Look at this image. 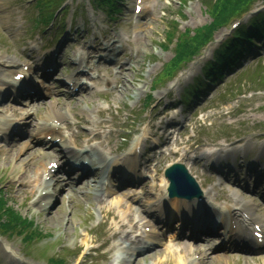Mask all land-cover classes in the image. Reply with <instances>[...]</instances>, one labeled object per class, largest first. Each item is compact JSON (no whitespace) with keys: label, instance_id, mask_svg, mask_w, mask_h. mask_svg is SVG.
I'll list each match as a JSON object with an SVG mask.
<instances>
[{"label":"rangeland","instance_id":"1","mask_svg":"<svg viewBox=\"0 0 264 264\" xmlns=\"http://www.w3.org/2000/svg\"><path fill=\"white\" fill-rule=\"evenodd\" d=\"M36 1L0 0V79L3 81L7 78L6 68H3L7 61H35L31 43L37 41L46 48L53 39L65 36L64 31L59 32L61 20L65 27L72 30L77 25V31L80 30L78 34L71 32L64 38L65 42L59 50L60 59L68 62L71 58L95 56L96 51L91 47L95 46L96 50L101 47L108 33L121 39L119 45L123 49L116 56V63L112 67L104 63L102 65V61L99 65L97 60L93 71H90V65L82 67L93 76L110 79V88L106 87L107 80L102 83L96 81L97 89L103 94L98 93L75 104H64L68 101L61 102L59 98L58 102L53 100L49 108L46 107L47 98H32L26 106L32 107L35 114L28 121L38 123L37 120L34 122L33 117L49 120L53 116L51 112L67 114L70 146L74 145L75 148L76 140L86 145L88 152L96 150L105 157V161L99 162L96 157H90L91 160L102 163L110 170L130 160V150L141 139L144 152L151 155L139 157L137 161L143 168L140 181L133 187L116 188L110 185L104 191L102 201L95 197L100 185L92 182L78 185L75 179L74 183L69 184L70 176L64 173L60 180L63 179L62 183L67 182L69 185L63 188L64 193L56 196L46 208L48 211H45L40 209L37 202L39 194L33 198L28 196L23 191L27 187L19 179L35 181L38 175L42 176L44 166L53 156H58L62 162L63 156L59 151L61 145L50 146L45 139H37L35 128L28 131L31 137L24 134L9 143L0 140V198L3 196L9 203L8 207L17 214L33 220L38 225L37 229L45 235L28 247L23 245L19 237L0 236V264H47L48 259L56 255L68 257L72 264H178L177 255L185 257L187 264H264V250L254 255L226 254L219 248L220 245L215 247L220 241L216 240V236L211 240L214 241L213 245L204 243L187 247L183 237L174 236L175 230L159 223L157 216L151 213V208L161 207L165 198L168 185L164 177L165 170L177 162L185 164L210 193L209 201L220 202L218 206L210 205L216 208L214 211L218 212L217 209L223 203L234 205L236 200L241 199L254 203L256 214L264 217V203L243 189L246 182L236 180L233 186L225 179V174L221 175L209 162L210 159L216 160L218 164L221 160L223 163L234 160L238 153L227 155L225 151L238 145L243 149L237 156L239 165L247 163L243 158L246 155L249 163H256L260 157L264 159V83L259 82L261 78L264 79V45L260 54L250 56V61L247 63L248 60H245L247 64L235 69L233 75H227L210 87V91L207 88L205 93L209 92L205 96L194 98L192 107L174 110L184 90L193 84L205 64L213 59L214 52L236 30H232L233 24L218 29L210 45L204 47L186 66L180 67L181 64L155 90L151 88L165 79L164 71L176 56L180 36L183 35L185 39L187 36L184 34L189 32V36L193 37L197 29L213 22L210 10L218 0H143L142 4L141 0H123L120 4L122 13L116 14L113 19L94 6L93 0H67L64 8L66 13L61 15L59 12L54 18L55 24H48L44 34L39 36L32 25L43 4ZM137 4L143 11L146 5V13L140 19L135 13ZM56 7L57 4L51 3L47 10L51 12ZM263 8L264 3L257 2L249 9L261 12ZM250 16H243L242 24H246ZM49 34L53 37L50 38ZM42 36H48V39H42ZM132 56H135L134 59ZM2 57L9 59L4 60ZM105 65L107 67H103ZM124 65L127 68L121 69V66L126 67ZM61 67L63 65L58 69ZM69 72L63 68L58 70L53 76L55 82L63 80ZM118 72L121 74L116 75ZM34 74L38 76L37 71ZM37 76H34V81ZM115 78L117 86L112 83ZM41 80L38 77L36 83L44 86V91L57 93V83L50 81L40 84ZM88 82L90 85L93 83L89 79ZM8 90L4 88L0 92V111L12 105L25 111V104L13 103L7 94ZM149 95L150 103L147 101ZM19 109L17 113L21 115ZM83 121L85 123H81ZM101 123L106 124L101 126ZM173 126L176 130H172ZM160 129H166L168 142L162 156L158 154L155 157L153 151L163 132H159ZM17 165H21L23 170L15 172L14 167ZM238 170L237 176L232 179L240 174H243V178L252 179L254 170L251 173L244 171L243 167ZM25 171L28 175L20 176ZM55 176L59 181V175ZM240 184L243 187L239 188ZM75 186L83 190L75 194ZM129 187L136 189L138 194L126 196ZM116 202H121L124 209L127 204L133 206L134 213L139 210L141 215L147 209L150 211L142 216L152 226L149 228L154 230L150 250L142 254L138 252L143 244L144 228L139 229L136 225L139 218L129 224L119 215L122 209L113 206ZM201 251L204 255L199 260ZM119 252L120 261L117 263L113 260L118 258Z\"/></svg>","mask_w":264,"mask_h":264},{"label":"trees","instance_id":"2","mask_svg":"<svg viewBox=\"0 0 264 264\" xmlns=\"http://www.w3.org/2000/svg\"><path fill=\"white\" fill-rule=\"evenodd\" d=\"M206 2V0H203ZM260 0H218L210 10L213 16V22L205 27L197 29L193 37L189 36V32L185 33L184 39L180 36L176 56L172 59L166 72L176 70L181 64L190 61L199 50L210 42L214 33L227 24L233 17L247 12L252 5ZM117 0H98V4H106L112 10H117ZM264 38V12L254 17L246 26H242L234 35L215 53L214 60L207 65L204 75L201 77L202 81L216 82L217 79L223 77L227 71L234 69L236 63L241 60L244 54L250 52L251 49L257 45L259 40ZM264 79L261 78L260 83ZM200 85L192 95H198ZM198 90V92H197ZM188 94L185 101L188 102ZM187 99V100H186ZM8 202L1 197L0 199V229L11 235H19L25 243H31L37 238H41L39 231L34 221L24 218L8 207ZM50 264H71L66 258L54 257L49 259Z\"/></svg>","mask_w":264,"mask_h":264},{"label":"bare ground","instance_id":"3","mask_svg":"<svg viewBox=\"0 0 264 264\" xmlns=\"http://www.w3.org/2000/svg\"><path fill=\"white\" fill-rule=\"evenodd\" d=\"M146 5H144V11L142 12L141 16L144 15L146 12ZM108 42H105V47H101L98 48L97 52L101 53V57L100 59L102 61H104V63L111 61L113 59V57L118 53L119 49H118V44L121 43V39L118 38V36H112L110 35L108 37ZM102 46V45H101ZM93 57L90 56L89 59H92ZM54 61V60H53ZM52 61V63H53ZM10 63H13V60L10 61ZM4 68V66H3ZM10 70V69H8ZM103 81V79H102ZM115 82V81H114ZM1 83V82H0ZM1 85H4V83H1ZM82 91L84 92L85 96L84 98H89L93 93L91 91H89L88 89H86L83 85L80 84H74L73 88L71 89V92L73 95H76L77 92ZM75 97L73 96L71 98L72 104H75L73 102H75ZM72 113V112H71ZM51 114H53V116L50 118L51 121V125L55 126L58 131L60 133H62L61 129L62 126L66 123L69 122V117L67 116V114H62V113H55V112H51ZM81 123H85V121L81 122ZM106 123H101V126L105 125ZM56 128L53 127H49V128H45L43 129V131L45 133H53L56 132ZM63 134V133H62ZM61 134V135H62ZM64 137V136H63ZM143 139H141V141H137L135 144V147L131 150V154L133 157H137V148H139L141 142ZM93 156L96 157L97 160L99 162L104 163L105 161V157H103L102 155L99 154V152H97L96 150H91V152L89 153V156ZM71 158H75L76 159V163L80 162V165L78 167H72L70 164L67 166V170H76L79 173V179L82 178V176H86V175H90V168L88 166V164H86V161H81L83 160V158L81 156L78 155H73L71 156ZM130 167H133V165H130ZM19 170H23V167H21V165H17L14 167V171H19ZM45 174L46 176H51V172L48 169H45ZM27 171H25V173L21 174L20 176L26 174L27 175ZM18 176V177H20ZM24 177V176H23ZM19 180H21L23 182V184H25V186L27 187V189L23 190L25 193H27L28 196H31V198L37 196L39 194V197L37 199V202L40 204V209L41 210H45L48 211L46 208L48 207L49 203L52 201V199L54 198L53 195H55V193L52 195L51 194V189L56 190L57 186H58V182L56 180L51 181L50 184H46L44 183L41 178L40 175L37 176V179L33 182L29 181H25L24 178H20ZM40 186L38 189L37 187ZM99 192H102V190H100ZM132 192L134 193V191L132 190ZM131 193L128 192V196ZM204 195L208 197V194L204 191ZM210 195V194H209ZM103 194H99L97 196L98 199L102 200L103 199ZM250 202V201H249ZM247 201H242V209L239 208L240 213L242 214L243 219L245 220L244 222H239L238 223V227L241 229L244 227V232L247 233L248 235H250V230H249V223L254 224V227L256 225H260L263 224L264 226V217L262 216H258L256 215V208L254 206H252V204H250ZM169 205V213H170V218H172L174 213H177L178 211H181L182 208L186 207L188 208L189 206L186 205H181L180 201L179 204L177 205V203L173 202L168 204ZM114 207H118V209H122L118 212L119 215H122V217L125 218V220L130 224L131 221L137 220V218H139V221L136 225H138L139 227H144L141 222H144L146 219L142 218V216L144 217V215H147L146 213H148V211L146 210V213H144V215L140 214V211L137 210V213H134V208L131 205H128L125 207L126 209H124V206L121 202H116L113 204ZM233 206V205H231ZM228 207L229 209V213L231 215H235V212L232 211V209H230V207ZM142 207V206H141ZM161 211H164V208L160 209ZM209 215L206 216V221L208 222L209 220H214L215 218L218 217V222L221 223V226H219V228H221V232L223 233L224 237H225V233L224 231L227 229V226L225 224H227V220L225 217L219 216V214L217 213V215L215 213H211L210 211L208 212ZM220 218V219H219ZM184 224V223H183ZM125 225V224H123ZM200 225L198 226V228H202L203 229V223L202 224H197ZM264 229V228H263ZM232 233V231H231ZM264 236V233H262ZM175 236V235H174ZM251 236V235H250ZM176 262L178 264H187V261L185 260V257H183L182 255H177L176 256Z\"/></svg>","mask_w":264,"mask_h":264},{"label":"water","instance_id":"4","mask_svg":"<svg viewBox=\"0 0 264 264\" xmlns=\"http://www.w3.org/2000/svg\"><path fill=\"white\" fill-rule=\"evenodd\" d=\"M166 176L171 181V188L169 189L171 193L184 196H192V194H195L186 188V183L187 181L190 183L191 178L184 165L177 164L173 166L167 171Z\"/></svg>","mask_w":264,"mask_h":264}]
</instances>
